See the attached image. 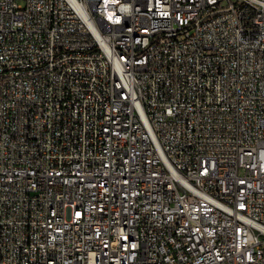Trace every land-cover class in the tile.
<instances>
[{"label": "built area", "instance_id": "built-area-1", "mask_svg": "<svg viewBox=\"0 0 264 264\" xmlns=\"http://www.w3.org/2000/svg\"><path fill=\"white\" fill-rule=\"evenodd\" d=\"M0 264H264V0H0Z\"/></svg>", "mask_w": 264, "mask_h": 264}, {"label": "bare ground", "instance_id": "bare-ground-1", "mask_svg": "<svg viewBox=\"0 0 264 264\" xmlns=\"http://www.w3.org/2000/svg\"><path fill=\"white\" fill-rule=\"evenodd\" d=\"M125 37H130L129 22H118V29H115L116 40H125Z\"/></svg>", "mask_w": 264, "mask_h": 264}]
</instances>
